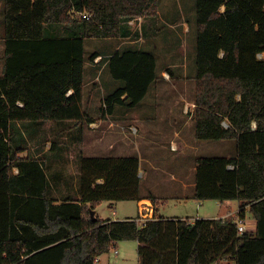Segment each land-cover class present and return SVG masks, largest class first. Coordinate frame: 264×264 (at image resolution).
<instances>
[{"label":"trees","instance_id":"obj_1","mask_svg":"<svg viewBox=\"0 0 264 264\" xmlns=\"http://www.w3.org/2000/svg\"><path fill=\"white\" fill-rule=\"evenodd\" d=\"M156 1L0 0V264H94L129 239L138 242V264H166L171 240L173 264H264V0H196L194 136L233 140L235 155L196 159L193 198L237 200L236 217L153 216L143 225L93 217L103 200L140 199L137 156L79 153L80 198L57 203L46 156H20L11 144L13 122L95 121L84 107V39L137 38L127 21L156 17ZM104 63L123 84L104 96L103 115L134 107L159 79L150 49L118 48ZM247 212L255 227L240 232Z\"/></svg>","mask_w":264,"mask_h":264},{"label":"rangeland","instance_id":"obj_2","mask_svg":"<svg viewBox=\"0 0 264 264\" xmlns=\"http://www.w3.org/2000/svg\"><path fill=\"white\" fill-rule=\"evenodd\" d=\"M155 12L156 17L136 16L131 18L133 23L129 26L132 31L138 32L137 38L88 37L84 39V77L88 81L85 88L84 107L92 116H95L96 120L103 114L104 96L123 84L122 80L115 79L110 75L104 61L116 49L125 46L143 47L154 52L159 79L150 85L146 95L137 105L132 108L117 105L115 111L108 114V118L119 121L120 126L126 131L127 123L129 124L130 119L137 118V116L174 111L175 113L186 114L189 121L194 117L195 83L193 75L196 70V0H157ZM1 30L2 25L0 22V32ZM144 30L149 35L148 37L143 34ZM116 46L118 48H115ZM94 51L99 52L101 57L104 58L94 57L91 61L90 55ZM159 99L161 101H158ZM16 123L31 125L40 122H13L10 130L11 144L13 148L16 145L23 148L18 153L20 156L45 155L49 163L47 174L50 182L54 181L55 174H58L59 178L69 181L78 175V155L81 153V149H79L80 138L66 135V132L55 131L52 123H45L43 124L44 127L38 130L31 127L25 129V125L22 124H18L19 130H17ZM60 123L58 121L54 122V124ZM90 125L84 136L88 137L87 145L92 140V144L95 145L98 133L96 134L92 130L96 129L98 131L99 128ZM188 136L191 137V134ZM110 137L114 140L115 134ZM55 138L57 146L52 150H47ZM83 139L82 137L81 140ZM222 140L231 142L234 145V141L230 139L204 140V152L210 153L224 148L223 145L214 144ZM43 150L47 151L41 152ZM110 153L114 154V151ZM84 155L86 154L84 153ZM197 203L198 206L196 201L190 200L171 202L165 206L161 202L158 206L159 213L165 216H185L187 214L195 216L198 213L203 218H214L222 215L229 218L234 216L237 207H239L237 200H228L221 204L220 200L210 199ZM112 209L105 202L98 206V211L103 217H111L113 215L111 213ZM138 215L139 211L135 201L120 200L116 204V216L119 219L130 216L137 217ZM245 217L252 218L248 212L245 213ZM246 227L244 226V228ZM173 243L171 240L163 248L166 253V264H173ZM114 245L118 253H114L113 247H110L109 250L99 255L100 261L97 264H138L136 240H119ZM228 261L226 258L222 260V263L226 264Z\"/></svg>","mask_w":264,"mask_h":264},{"label":"crops","instance_id":"obj_3","mask_svg":"<svg viewBox=\"0 0 264 264\" xmlns=\"http://www.w3.org/2000/svg\"><path fill=\"white\" fill-rule=\"evenodd\" d=\"M51 31H55V29ZM115 48L118 47L116 46ZM4 62V40L0 38V76L4 72ZM84 82L85 89L88 84L85 77ZM72 92L73 89H69L67 95ZM158 101L161 100L159 99ZM18 104L21 105L22 102H18ZM186 116V114L179 112L175 113L174 111L170 113L162 112L152 115L137 116V118L130 119L129 124L127 123L126 131L120 126L119 121L110 120L108 114H102V118L100 117L97 120L95 116H93L95 121L90 123L86 122L83 123V125H75L72 121H58L61 123L54 124L51 120H43L39 121L40 123L31 125L16 123V127L19 129L18 124H22L25 125V129L31 127L34 130H38L44 127L43 124L52 123L55 131L66 132V135L68 134L69 136L72 135V137L80 138V152L88 156H137L139 159L138 176L140 178L139 187L141 197L138 200H132L136 202L138 211L140 212L141 208H145L147 218H152L153 216L157 218L180 217L193 221L195 218L201 217V215L196 213L195 216L191 214L185 216H165L159 213L158 206L161 202L166 206L171 202H186L190 200L196 201V205L198 206L197 202L205 201L193 198L195 190L196 159L200 156L231 157L235 155V147L231 142L222 140L214 144L223 145L224 148L205 153L203 150V143L208 140L204 141L195 138L194 117L189 121ZM90 124L99 128L98 131L96 129L92 130L96 132V134L98 133L95 145L92 144V139L87 145L88 137L84 136L89 126H91ZM188 131H190L189 134H191V137L188 136ZM113 134H115L114 140L110 137ZM82 137L84 138L83 140H81ZM47 150H50V147ZM47 150L41 152H46ZM111 151H114V154H111ZM33 156H40V154ZM148 192H151L156 197L155 203L146 197ZM50 196L57 203L67 196L78 200L80 198L78 175L69 181L64 178H59L58 174H55L54 181H51ZM224 201L228 200L221 201V204H223ZM104 202L113 208L111 211L113 215L111 217H103L98 211V206ZM118 202H120V200L101 201L92 210L93 217L98 216L100 218L118 220L119 218L116 216V204ZM237 209L234 216L237 213ZM219 217H224V215ZM243 222L244 226H247L245 228L246 230L253 229L256 223L254 218L247 217L244 218ZM99 261L100 259L98 256L94 264H97Z\"/></svg>","mask_w":264,"mask_h":264},{"label":"built area","instance_id":"obj_4","mask_svg":"<svg viewBox=\"0 0 264 264\" xmlns=\"http://www.w3.org/2000/svg\"><path fill=\"white\" fill-rule=\"evenodd\" d=\"M79 15L81 17L88 18V15L84 11L79 12ZM127 22H128V24H131V23H133V20L132 19H129ZM97 57L100 58L101 56H97ZM252 125L254 126L255 123L252 122ZM229 167H233V166L232 165H229ZM147 219H150V218H147L146 217L145 208H141V210L139 212V215L137 217H135V221L137 222L138 225H143ZM237 224H238V229H239L240 232L246 230L244 228V222L242 220H237ZM112 247H113V252L114 253H118V250L115 248V246H112ZM97 259H98V257L96 258V261H97ZM223 259H226V258L225 257L219 258V259H217L216 261H214V262H212L210 264H223L222 263V260ZM228 262L230 264H236L235 260H233V259H230Z\"/></svg>","mask_w":264,"mask_h":264}]
</instances>
